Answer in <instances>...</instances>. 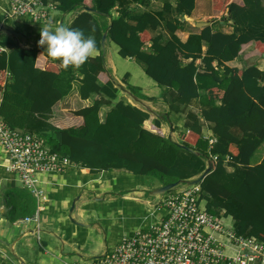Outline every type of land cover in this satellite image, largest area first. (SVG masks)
Wrapping results in <instances>:
<instances>
[{
  "label": "trees",
  "instance_id": "1",
  "mask_svg": "<svg viewBox=\"0 0 264 264\" xmlns=\"http://www.w3.org/2000/svg\"><path fill=\"white\" fill-rule=\"evenodd\" d=\"M48 1L58 13L74 12L65 27L94 37L98 54L65 70L18 31L15 37L2 33L0 120L40 136L52 151L89 172L122 170L150 175L163 185L197 176L208 160L211 170L199 182L205 210L229 216L236 233L264 244V155L258 162L251 160L256 149L264 148V70L254 64L242 69L225 64L264 53L262 1L210 0L214 21L190 31L183 41L175 31L182 28V17L190 14L194 0H164L158 10L150 7V0ZM223 25L232 30L223 31ZM104 30L121 58L139 63L164 89L165 114L153 116L149 108L117 98V85L107 76L100 50ZM73 80L78 98L92 96V102L72 111L79 124L53 125L48 122L51 107L69 92ZM124 88L132 93L129 86ZM192 99H197L198 110L182 111ZM104 105L109 108L100 116ZM168 112L183 115L185 130L178 141L161 131L162 123L169 122ZM201 121L210 124V144L201 136ZM15 197L7 219L32 215L33 197L27 192Z\"/></svg>",
  "mask_w": 264,
  "mask_h": 264
},
{
  "label": "crops",
  "instance_id": "2",
  "mask_svg": "<svg viewBox=\"0 0 264 264\" xmlns=\"http://www.w3.org/2000/svg\"><path fill=\"white\" fill-rule=\"evenodd\" d=\"M163 1L164 0H150V7L154 10H158ZM261 1L264 5V0ZM169 3L172 4V1L169 0ZM5 11V2L4 0H0L1 21L10 19L5 15ZM57 13L56 11L50 13L52 16L50 25L53 30L57 26H66L73 17L72 15L68 19L65 13L61 14L59 19H55ZM110 14L112 17H115L116 11L112 9ZM182 20L185 21L182 28L175 31L176 36L181 41L185 40L190 31L198 30L199 27L195 26L197 23L209 21L210 24L214 21L210 10V0H194L193 9L190 14L188 16L184 15ZM46 25L27 20L23 24V30L22 27L21 30L20 28L16 29L24 36L27 44L37 45L40 39V31L38 30ZM33 28L38 29L34 31L32 30ZM221 29L225 32H230L232 30L228 25L221 26ZM0 39L6 38L0 35ZM254 61L258 62V64H255ZM103 63L108 73L114 77L116 82L119 84L123 83V87L126 85L129 86L130 89H132V87L136 88V90L143 95L144 100L141 99V101L147 108L154 112L166 109L162 100H155V97H160L162 88L157 87L155 83L143 73L139 63H136L132 58H121L117 54V47L107 41L106 37L104 40ZM225 64L238 69L254 64L260 70H264V56L261 58L259 56L236 57L225 62ZM79 77L80 75H77V78ZM135 77L138 78L140 84L133 81ZM122 78H124L123 82ZM76 87L77 81L73 80L69 92L51 107L48 122L59 127L77 125L80 123V119L73 115L72 111L91 104L92 96L86 99L78 98ZM122 97L125 98L122 99L117 96L118 99L133 104L129 100L131 98L128 95L123 93ZM161 107H163V109H161ZM108 108L109 106L105 105L100 107L99 115L103 116ZM186 110L197 111V99H192L189 104L185 105L182 111ZM179 116H181V118H176L175 120L169 121L167 124L164 123V126L169 131L167 136L175 141L179 140V132L185 130L182 125L183 115ZM201 125L203 132H210V124L208 122L201 121ZM161 131L163 132V125H161ZM263 155L264 148L260 151L256 159L252 158V163L258 162ZM5 159L4 152L0 147V240L6 243H0V264H50L51 261L57 259L61 264L63 260L81 261L96 259L94 256H102L108 251L109 245L104 235L106 230L110 231L113 224H116L124 230L125 225L121 224L119 219H115L114 216V214L122 215L124 212V210L120 209L119 205L114 206L113 204L114 197H112V195L116 193L113 188L118 185L116 181L112 183L108 178L114 171L118 170L98 171L93 173L75 165L67 166L64 172L61 173L38 176L43 195L40 204L41 210L38 213L36 222H32L31 220L23 221V217L15 219L14 221L7 219L6 214L12 207L10 199H13L15 202L18 198L10 193V191L13 192V188H16L17 178L15 174L14 176H6L3 174L4 172L11 173L5 168ZM227 170L231 169L227 167ZM2 171L3 173H1ZM92 182L97 184V186L93 185ZM122 187H133L131 189L132 194H137L125 196L128 192L124 193L122 200L133 201V203H129L132 209L135 208L134 203L141 205L145 213L140 223L135 226V228L145 227L159 217L161 210L155 208V200L139 199L138 196L142 194L141 191L142 188H144L142 183L133 180V183L128 185L124 183L117 188ZM86 188L88 191H86ZM18 189H21L20 186ZM9 195L12 196V198ZM75 196L78 197L74 201L73 208L70 212V218L80 223V225L74 224L69 220L68 209ZM105 197H107V203L111 202V207L104 213L95 210L93 206L91 208L87 207L90 204V198L91 200L98 201ZM131 214L132 211L130 210L128 215ZM126 225L133 226L130 222H127ZM121 234L122 235L118 237L116 242L112 245L110 244L111 246H115L126 233L122 231ZM105 247L106 249H104Z\"/></svg>",
  "mask_w": 264,
  "mask_h": 264
},
{
  "label": "built area",
  "instance_id": "3",
  "mask_svg": "<svg viewBox=\"0 0 264 264\" xmlns=\"http://www.w3.org/2000/svg\"><path fill=\"white\" fill-rule=\"evenodd\" d=\"M4 2L9 18L25 16L42 25L52 22L50 13L55 9L51 1ZM201 136L209 144L213 142L210 132L202 131ZM0 147L6 170L15 174L36 202L34 214L23 221L36 222L43 195L38 176L61 173L74 164L52 151L40 136L9 128L1 120ZM202 194L199 183L175 186L155 199V208L161 210L155 221L124 234L99 258L63 260L61 264H264V244L252 236L236 233L229 216L207 212Z\"/></svg>",
  "mask_w": 264,
  "mask_h": 264
},
{
  "label": "rangeland",
  "instance_id": "4",
  "mask_svg": "<svg viewBox=\"0 0 264 264\" xmlns=\"http://www.w3.org/2000/svg\"><path fill=\"white\" fill-rule=\"evenodd\" d=\"M172 1V0H171ZM6 6V5H5ZM73 11H70L68 14L66 13V15H67V18L69 19L72 15H73ZM61 14L62 13H57V15L55 16V19H59L60 17H61ZM70 15V16H69ZM27 20H29L27 17H24V16H19V17H14V18H10V19H5V20H2L1 21V14H0V21H1V24H3L4 26H6V27H8V28H10L16 35H17V29L16 28H20V30H21V27H22V30H23V24L27 21ZM204 22V21H203ZM184 23H185V21H184ZM35 27H37V26H35ZM199 28L201 27V26H198ZM37 29L38 28H33L32 30H34V31H37ZM27 30V29H26ZM38 31H40V30H38ZM2 33L3 32H0V35H2ZM39 34H40V32H39ZM38 34V35H39ZM8 37H10L9 35H8ZM32 37V36H31ZM23 42V41H22ZM22 42H20V43H22ZM100 50H101V47H100ZM102 51V50H101ZM260 58L261 57H263L262 55L261 56H259ZM254 59H257V58H254ZM255 62V61H254ZM137 63V62H136ZM255 64H258V62H255ZM66 74V71L64 72V75ZM128 75V74H127ZM133 81H135V83H137V84H140V82H139V80H138V78L137 77H135L134 79H133ZM122 84V86H123V83H121ZM118 88V87H117ZM131 91H132V95H134L136 98H138V99H142V100H144L143 99V95H141L137 90H136V88H133L132 87V89H130ZM164 92V89L162 88V93ZM162 93H161V95H162ZM122 94H123V92H121V90H119V88H118V93H117V96H119L120 98H122V99H124L123 97H122ZM125 94V93H124ZM126 95V94H125ZM160 95V96H161ZM162 100V98L161 97H155V100ZM134 105H136V106H140L139 104H137V103H135V102H133L131 99H129ZM143 103V102H142ZM144 104V103H143ZM140 107H142V106H140ZM161 109H163V107H161ZM159 113H166V110H159L158 111ZM179 115H181V114H179ZM178 114L176 115V114H174V113H172V112H168L167 113V119L169 120V121H172V120H175L176 118H181V116H179ZM165 124H167L166 122H164ZM164 123H162V125H163V134L165 135H168L169 134V131H168V129L164 126ZM263 149V147L261 146V147H259L258 149H256L255 150V152H254V154H253V159H256V157L258 156V154L260 153V151ZM252 160V159H251ZM106 171H114V170H106ZM1 173H3V171L1 172ZM94 173V172H93ZM3 174H5L6 176H8V175H13L14 176V174L13 173H9V172H4ZM108 178L111 180V182L113 183L114 181H116L117 182V185L118 186H120V185H122V184H124V183H126L127 185L128 184H131V183H133V180H135V181H137V182H139V183H142V185H143V187L144 188H142V194H140L138 197H139V199L140 200H145V199H149V200H152V201H154L155 199H157L158 197H162V196H164L166 193H167V191L166 192H164V193H161V194H157V195H150L149 194V190L151 189V188H153V187H155V186H158V182L156 181V179H154L153 177H151L150 175H133V174H131V173H128V172H125V171H114V173L112 174V175H110V176H108ZM16 182H17V184H16V188H13L12 190H13V192L12 191H10V193L12 194V195H15V193H18V192H20V193H24V192H27L23 187H21V185H20V183L18 182V180L16 179ZM93 183V185H95V186H97V184H94V182H92ZM115 183V182H114ZM20 186V188L21 189H18V187ZM118 186H114V190L116 191V193H115V195H112V197H114V206H117V205H119V207H120V209H122V210H124V212H123V214L122 215H115L114 214V216H115V219H119V222L121 223V224H124L125 225V228H124V230L122 229V228H120V227H118L116 224H113L112 225V227H111V230L110 231H108V230H106V232L104 233V235H105V239H106V242L108 243V250L110 249V248H112L113 246H111L114 242H116L117 241V239H118V237L120 236V235H122L121 233H122V231H124V233H129V232H131L133 229H135V226H137L139 223H140V221H141V219H142V216L145 214L144 213V211L142 210V207H141V205H139V204H137V203H134L135 204V208L134 209H132V208H130V206H129V203L131 204V203H133V201H131V200H125V201H123L122 200V197L124 196L123 194L124 193H127L128 192V194H126L125 196H130V195H137V194H132V192H131V189L133 188V187H127V188H124V187H122V188H117ZM141 188V187H140ZM172 189V188H171ZM86 191H88V189L86 188ZM27 193H29V192H27ZM30 194V193H29ZM31 195V194H30ZM10 196V195H9ZM32 196V195H31ZM90 196V195H89ZM88 196V197H89ZM11 198H12V196H10ZM33 197V196H32ZM33 199H34V197H33ZM107 197H105V198H103L102 200H98V201H94V200H91V198L89 199V202H90V204L87 206L88 208H91L92 206L94 207V209L95 210H98V211H100L101 213H104L105 211H107V210H109V208L111 207V202H106L107 200ZM124 199H126V198H124ZM137 199V198H136ZM34 201H35V199H34ZM10 202L11 203H13L14 202V200L13 199H10ZM201 205H202V203H201ZM35 206H36V202H35ZM130 210L132 211V214L131 215H128L129 213H130ZM127 222H130V224L131 225H133V226H127L126 224H127ZM111 244V245H110ZM111 246V247H110ZM104 249H106V247L104 248ZM8 252V251H7ZM67 261H69V260H67ZM50 264H60V262H59V260L57 259V260H53V261H51V263Z\"/></svg>",
  "mask_w": 264,
  "mask_h": 264
},
{
  "label": "clouds",
  "instance_id": "5",
  "mask_svg": "<svg viewBox=\"0 0 264 264\" xmlns=\"http://www.w3.org/2000/svg\"><path fill=\"white\" fill-rule=\"evenodd\" d=\"M45 45L48 57L60 61L65 70L83 66L98 52L95 38L86 37L83 30L65 26H57L53 30L50 24L40 29L38 46Z\"/></svg>",
  "mask_w": 264,
  "mask_h": 264
},
{
  "label": "water",
  "instance_id": "6",
  "mask_svg": "<svg viewBox=\"0 0 264 264\" xmlns=\"http://www.w3.org/2000/svg\"><path fill=\"white\" fill-rule=\"evenodd\" d=\"M83 10L85 11H88V12H92V13H97V11L93 8H89L87 6H84L82 7ZM209 24V21H205V22H199L197 23L195 26H206ZM0 32H3L7 35H10V36H15V33L8 27L0 24ZM105 36H106V30H104L100 36V47H101V50L102 52L104 51V40H105ZM35 49L36 50H45L47 49V46L45 45L44 47H39L38 44L35 45ZM262 56H264V53L261 54ZM107 76L109 78V80H111L112 82H115V84L117 85V87L119 88V90H121V92L125 93L126 95H128L133 102L139 104L140 106H142L143 108H147L140 99L136 98L134 95H132V93H130L127 89H125L121 84H119L118 82L115 81L114 77L107 72ZM151 114L153 116H159L156 112L152 111L151 109H149ZM165 114V113H164ZM180 145V144H179ZM181 147L185 148L187 151H190V152H193V153H196L194 151H192L190 148L188 147H185L183 145H180ZM211 170V163L210 161H206V167L195 177H192L188 180H176L174 182H171V183H167V184H163V185H158V186H155L153 188H151L149 190V194L150 195H157V194H161V193H164L166 191H169L171 188L175 187V186H178V185H191V184H195V183H199L203 177ZM78 196H75L74 199L71 201V204L69 206V209H68V214H69V220L74 223V224H77V225H80V223H77L75 222L73 219L70 218V212L73 208V205H74V201L77 199ZM0 243H3V244H6L5 242L1 241L0 240ZM95 258H98L100 256H94Z\"/></svg>",
  "mask_w": 264,
  "mask_h": 264
}]
</instances>
